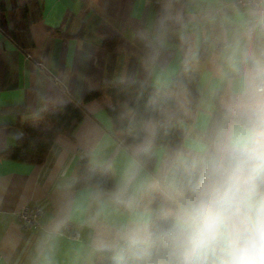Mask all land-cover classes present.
<instances>
[{"label":"crops","instance_id":"1","mask_svg":"<svg viewBox=\"0 0 264 264\" xmlns=\"http://www.w3.org/2000/svg\"><path fill=\"white\" fill-rule=\"evenodd\" d=\"M29 1L2 0L7 18L14 6ZM38 1L42 15L30 26L29 49L0 31V153L21 136L18 122L79 104L102 84L165 88L186 62L199 76L194 111L184 89L177 96V110L189 119L183 123L187 134L174 145L152 144V170L141 163L144 202L153 211H169L177 196L160 201V186L174 191L180 171L212 137L235 84L254 60H264V33L247 31V13L228 9L225 0ZM113 37L117 43L109 51L102 41ZM105 106L112 107L107 96L84 104L74 137L58 136L41 164L0 155V264H94L105 250L116 257L114 235L124 212L110 196L132 146L111 134ZM85 155L93 166L110 170V190L73 187L76 163ZM24 205L43 209L38 227L25 229L16 219ZM67 223L79 231L78 239L63 233Z\"/></svg>","mask_w":264,"mask_h":264},{"label":"clouds","instance_id":"2","mask_svg":"<svg viewBox=\"0 0 264 264\" xmlns=\"http://www.w3.org/2000/svg\"><path fill=\"white\" fill-rule=\"evenodd\" d=\"M157 126L144 121L110 196L124 212L115 264H264V60H254L227 96L224 118L192 161L195 179L162 221L144 202L140 161Z\"/></svg>","mask_w":264,"mask_h":264},{"label":"trees","instance_id":"3","mask_svg":"<svg viewBox=\"0 0 264 264\" xmlns=\"http://www.w3.org/2000/svg\"><path fill=\"white\" fill-rule=\"evenodd\" d=\"M42 6L38 0H30L14 6L7 18L0 0V31L26 50L32 46L30 34L31 24L40 20ZM80 36V33L79 35ZM135 41L144 48L142 42ZM117 37L103 39L102 45L107 50H113ZM204 50L200 58L204 57ZM168 55H165L167 60ZM199 76L184 62L171 83L165 88H156L135 82L117 81L102 84L94 90L87 91L81 103H65L52 111L41 112L35 118L18 122L22 134L13 145L6 147L0 155L15 161L41 164L44 162L50 147L60 135L74 137V133L85 117L83 105L109 97L112 107L105 106L109 116L111 134L125 147H131L143 138V123L149 118L158 122L154 136V146H169L180 143L186 136L187 130L183 126L188 122L187 115L177 110L176 102L180 89L186 91L190 101V111H194L197 102V84ZM140 161L149 170L155 166L156 159L152 151L140 157ZM196 177L193 164H187L179 173V181L174 191L163 185L160 186L163 196L160 201L166 202V196H177L181 189L189 185ZM114 185V178L106 167L93 166L88 155L82 156L76 163V180L74 188L96 186L110 190ZM155 219L162 221L167 211H156ZM94 264H115L112 251H102Z\"/></svg>","mask_w":264,"mask_h":264},{"label":"built area","instance_id":"4","mask_svg":"<svg viewBox=\"0 0 264 264\" xmlns=\"http://www.w3.org/2000/svg\"><path fill=\"white\" fill-rule=\"evenodd\" d=\"M224 6L233 11L247 13L245 29L251 33H264V0H225ZM43 209L38 206L24 205L16 212V219L25 229L36 228L40 224ZM63 233L72 239L80 237L76 227L67 223L63 226Z\"/></svg>","mask_w":264,"mask_h":264}]
</instances>
